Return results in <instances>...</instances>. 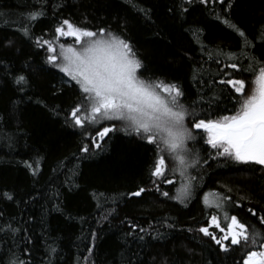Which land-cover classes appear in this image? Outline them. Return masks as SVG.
Returning <instances> with one entry per match:
<instances>
[{
	"label": "trees",
	"instance_id": "16d2710c",
	"mask_svg": "<svg viewBox=\"0 0 264 264\" xmlns=\"http://www.w3.org/2000/svg\"><path fill=\"white\" fill-rule=\"evenodd\" d=\"M229 2L230 8L218 2L207 6L197 2L187 13L174 17L169 12L173 0H0V41L5 45L0 46V192L16 197L15 203L0 202L4 213L0 216V264H7L13 253L30 264H49V260L52 264H243L248 252L264 250L259 243L264 239L260 223L263 166L215 156L216 150L204 143L207 134L193 129L204 138L196 147L206 163L188 170L203 178L193 182L185 207L180 189L187 173L183 178L173 175L168 170L172 162L166 160V175L172 183L152 177L154 145L125 134L118 121L101 120L84 128L65 123L80 102L78 85L68 83L70 78L59 67L46 63L50 55L46 45L36 44L43 38L58 46L54 29L64 19L91 31L108 29L132 43L145 75L179 84L198 116L216 119L234 114L239 107L233 100L238 94L229 85L214 82L224 75L219 70L247 77L245 85L250 87L258 75V70L255 75L241 74L224 67L229 57L241 67L248 64L241 51L242 38L230 23L243 29L251 41L252 49L244 51L257 56L264 51V0ZM33 12L38 18L29 22ZM22 23L29 24L31 40L21 34ZM198 29L199 37L193 35ZM8 41L14 46L7 47ZM20 68L31 79L23 92L5 82L11 80L5 69ZM113 124L116 130L103 140L96 136L97 130ZM85 146L88 152L81 151ZM25 160L39 161L37 175L24 166ZM141 187L146 191L140 197L129 195ZM163 191L179 199L164 197ZM205 198L210 205L215 199L220 208L207 207ZM226 213L248 225L258 243L234 246L222 241L229 247L223 252L198 231L209 226L211 215L226 227ZM9 225L19 230L14 239L11 233L5 235ZM133 225L135 231L130 230ZM209 230L218 237L226 234L211 226ZM25 239L31 242L26 245ZM25 248L28 251H22ZM50 248L56 249L51 256Z\"/></svg>",
	"mask_w": 264,
	"mask_h": 264
},
{
	"label": "snow or ice",
	"instance_id": "6c2138e0",
	"mask_svg": "<svg viewBox=\"0 0 264 264\" xmlns=\"http://www.w3.org/2000/svg\"><path fill=\"white\" fill-rule=\"evenodd\" d=\"M197 2L205 6L218 2L221 5L227 4L228 8L231 7L229 0H183L180 4L173 0V7L169 8V12L174 17L182 16ZM141 11L147 15V10L142 9ZM0 15L3 14L0 13ZM37 18L38 13L33 12L30 14L29 22L36 21ZM230 27L242 38L241 51L248 64L246 67H241L231 62V57H229L230 62L224 67L234 69L241 74L250 71L255 75L258 70L255 79L257 87L246 94L247 77H235L223 68L220 69L219 72H223L224 75L214 82L229 85L238 94L233 97V100L234 104L239 107L234 114L220 115L216 119L198 116L195 105L186 103V94L179 84L145 75L144 63L138 57L132 43L108 29L100 28L97 31H91L64 19L54 29L56 36L74 37L76 44L83 42L80 49L61 44L60 52L57 53L52 41L43 40V38L37 39L36 44L41 48L46 45L45 50L50 53L45 58L46 63L59 67V71L70 78L68 83L75 81L78 85L80 102L72 107L65 123L71 122V126L84 128L100 120L118 121L125 134H134L148 145H154L155 161L151 176L162 178L160 183H172L166 175V160L172 162V167L168 170L173 175L179 173L183 178L187 173V180L180 189L184 197L180 202L187 207V201L191 198V193L195 188L193 182L203 178L202 175H195L188 170H196L202 161L206 163L201 156V150L196 147L198 140L204 138L193 129L203 130V133L207 134L204 143L216 150L215 156L264 166V51H261L259 56L252 51H244L245 48L252 49L251 41L238 25L230 23ZM200 31L196 30L193 35L199 37ZM21 34L29 40L32 39L29 24H21ZM0 46H5L2 41H0ZM6 46L13 47L14 42L8 41ZM201 48L204 51L207 50L203 43H201ZM209 55L211 56V53ZM58 61L62 63L58 64ZM215 63L219 64L220 61L217 59ZM5 75L11 76V80L5 82L14 85L17 92H23L31 85V79L24 74V68L14 71L5 69ZM81 112H83V117L80 115ZM114 130H116L115 124L104 126L97 130L96 136L103 140ZM5 139L6 141L12 140L11 137ZM93 144L96 147L100 146L95 138H93ZM6 146L12 147L13 145L8 143ZM88 150L87 146L81 149L83 152H88ZM22 163L33 176L37 175L36 169L40 167L38 160L32 163L25 160ZM145 191L146 189L141 187L129 195L140 197ZM156 191L160 192L161 189L157 186ZM161 194L170 199H179V197H170L168 191H163ZM224 199L231 200V197H224ZM15 200L13 193L0 192V202L15 203ZM233 203L235 204L234 201ZM204 204L212 207L207 198L204 199ZM215 207L219 209L220 205L217 204ZM248 211L253 216L257 215V212L251 208ZM3 215V211L0 210V216ZM225 220L227 221L226 227L220 224L216 215H211L208 221L209 226L218 229L221 233H226L223 236L218 237L214 231L209 230V226H201L198 231L218 245L219 250L223 252H228L229 247L222 241H228L234 246L258 243L255 233H250L249 226L241 222L236 215L229 216L226 213ZM260 223L264 224V217H260ZM135 229L136 226H130L131 231ZM139 231L144 232L145 230L140 228ZM18 232V229L9 225V230L5 235L11 233L10 238L14 239ZM2 239L3 237L0 236V240ZM139 239L142 240L143 236ZM30 242L25 239L26 245ZM259 243L261 247H264V239ZM22 251H28V249L25 248ZM54 253L56 249L50 248L47 254L51 256ZM7 264H30V262L13 253L8 257ZM49 264H52L51 260ZM243 264H264V251L248 252L247 258L243 259Z\"/></svg>",
	"mask_w": 264,
	"mask_h": 264
},
{
	"label": "rangeland",
	"instance_id": "374dc122",
	"mask_svg": "<svg viewBox=\"0 0 264 264\" xmlns=\"http://www.w3.org/2000/svg\"><path fill=\"white\" fill-rule=\"evenodd\" d=\"M61 44H65L66 46H71L74 47L76 49H80L82 47L83 42H81V44H76L74 37H59V42H58V46H55L56 48V52L59 53L60 52V45ZM62 63V61H58V64ZM68 82V81H67ZM257 87L256 83L254 82L253 85H251V87L249 85H245V93H250L251 91L255 90ZM101 121V120H100ZM99 122V121H98ZM167 154V152H165V155ZM264 167V166H263ZM212 205H216L218 204V201L216 202L215 199H212L211 201ZM264 251V250H262Z\"/></svg>",
	"mask_w": 264,
	"mask_h": 264
}]
</instances>
